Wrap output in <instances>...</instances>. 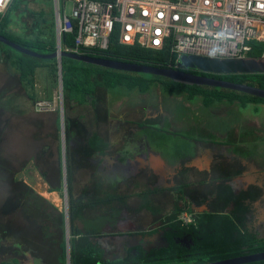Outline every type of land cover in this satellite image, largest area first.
<instances>
[{
	"label": "trees",
	"instance_id": "trees-1",
	"mask_svg": "<svg viewBox=\"0 0 264 264\" xmlns=\"http://www.w3.org/2000/svg\"><path fill=\"white\" fill-rule=\"evenodd\" d=\"M20 3L21 0H12L4 14H0V36L5 37L7 40L27 50L39 54L48 55L54 53L56 51L54 34L50 37H41L34 32L30 36L19 37L8 31L11 13L20 11ZM74 37L75 31L72 34H63L61 36V52L67 53L66 50L70 49L73 45ZM0 46L3 47L5 45L0 43ZM5 48L4 53L11 54L14 60L13 64L20 75V80L27 86H33V75L41 64L48 69L49 75L54 82L58 80L59 69L55 59L43 61L21 53L19 57H14L10 52V50L13 49L7 46H5ZM263 52L264 46L253 44L251 57L259 58ZM83 56L158 69H169L168 65L171 59L169 50L167 49L155 51L140 48L138 46L120 45L116 33H113L111 36L108 50L103 52L88 50L84 52ZM211 76L217 80L264 90V74ZM60 77L65 139L64 155L66 163L65 179L70 264H103L99 262L101 250L97 244L92 242V239L100 235L98 225L106 223V220L104 218L97 219L95 227L91 230H84V232L79 230L75 223L81 220L82 212L85 209H94L96 206H107L115 199V197L107 194L102 197H92L83 202L73 194L71 152L74 147V135L70 134L71 120L78 119L82 125L86 127H89L88 123L96 124L94 118L98 103L97 93L99 91H112L123 88L128 91H136L140 94H145L152 86H156L163 95L176 97L185 95L189 101L199 98L202 105L205 107L220 102H226L227 104L237 103L241 108H245L247 105L251 104L264 105V100L262 99L230 90L187 86L174 83L159 76L120 72L95 65L84 64L65 57L60 58ZM29 99L33 100V95H29ZM87 129L86 137L83 139V142L81 140V146L75 143L76 151L79 147L83 150V143L86 142L90 151L99 155L104 154L109 148L108 143L103 139V136L99 135L97 130L91 131L89 128ZM44 153H47L48 158H50V163L47 162L48 172H41L40 176L48 184L50 192H54L57 190L53 187L55 176L53 174L54 158L51 150H49L48 147L42 149V151L38 153L36 160L37 162L41 161V163H44V160H42ZM59 163H61L60 151ZM0 181L5 185L3 189L7 192L4 201L0 203V234L2 231L8 234L6 233L8 231L13 234L19 233L24 236L30 233L31 228L29 226L33 225L37 230H40L39 236L41 238L44 240H52L53 236L50 234V231L54 229V227L58 228V223L61 224L59 229L62 231L63 215H61L60 218H56L55 221L56 223L58 222L57 224H55V221L48 219L49 224L38 225V228L34 222L32 224L29 221L30 212L34 211L33 209L36 208L38 210L37 204L45 203V200L30 191L22 181L18 180L2 159H0ZM116 199L121 201L123 197H116ZM48 207L52 212H56V208L52 205H48ZM242 207H244L243 211L248 210L247 206ZM41 211L40 208V212ZM183 211V208L177 207L175 213L169 216L166 222L168 223L171 234H187L190 237H195V245L191 249L186 250L174 244H171L167 249L155 251L150 254H146L138 249L134 257L129 258L127 261L114 264L172 263L181 262L186 257L190 258L189 261L203 264L264 252V239H258L254 234L249 233L245 229L243 233L239 230L237 224L242 225L245 222L242 218L239 219L235 215H226L222 213H204L201 215H194V222L184 225L179 220V216ZM15 213L19 214L22 221L20 225H25V227L28 228L26 229L27 231H16L13 229L14 227L12 225L16 222L12 215ZM26 238L28 239V237H22V239ZM51 243L52 246L49 247L48 251L42 250L37 252V254L43 257L44 264H65L64 241L59 244L52 240ZM249 264H264V261Z\"/></svg>",
	"mask_w": 264,
	"mask_h": 264
},
{
	"label": "flooded vegetation",
	"instance_id": "flooded-vegetation-1",
	"mask_svg": "<svg viewBox=\"0 0 264 264\" xmlns=\"http://www.w3.org/2000/svg\"><path fill=\"white\" fill-rule=\"evenodd\" d=\"M185 72L212 78L211 74H203L196 70H185ZM170 97L175 98L176 96L170 95ZM191 101L188 100L189 103ZM162 105L161 98H159L153 108H149L148 104H140L141 112L137 110L138 106L131 107V110L129 109L131 112H128L130 122L123 121V125H119L123 126L127 137L122 146L126 148L130 158L127 159L128 166L116 168L110 163L112 159L111 161L104 160L100 165H96V161L90 158L91 164L96 168L95 177L111 184L112 187L120 184L125 185L128 190L134 187L135 194L128 198L122 195H111L115 199L109 205L85 209L81 217H89L90 222L91 219L97 221L99 218H104L106 223L98 225L99 232L108 230L109 220L118 219L121 215L132 218H143L144 216L156 218L154 222L143 227L144 232L139 237L142 241L139 248L133 246L134 242H130L129 239L126 242L124 240L122 250L120 246H107L103 242L104 237L99 235L94 237L93 243L98 246L102 244L99 247L101 250L100 263L114 264L127 261L136 255L138 249L146 254L167 249L171 244L186 250L191 249L195 245V237L187 234H171L166 222V219L175 213L177 207L183 208L184 211L180 216L187 214L190 216L191 223L194 222V215L204 213L235 215L245 221L242 225L237 224L241 233L245 229L258 239H264L258 230L264 222V211L261 209V201L264 200V172H260L261 167L256 164L255 160H249L247 156L240 154L239 148L243 144L234 138V134H232L233 140H227L220 145L215 138L206 139V137L199 136L196 128H190L194 129L193 132L185 133V135L167 126L172 118L164 114ZM230 106L239 107L237 103L220 102L209 107L201 103V109L195 108L199 111L200 117L198 113L189 115L187 110H183L185 112L183 113L180 109L176 118L192 122L203 120L205 125L209 124L211 133L214 131V126L228 127L229 125L231 128L237 124L244 132H255L258 136L264 137L263 129L257 131L261 122L249 120V122H242L240 116H233L230 112L224 113ZM208 112L210 118H202V115ZM139 115H142L140 120H138ZM158 117L160 120L157 119ZM127 123L133 125L134 129L130 127L125 129L124 125ZM109 127L110 133L112 132L111 123ZM240 133L235 134L240 135ZM158 134H164L166 138L171 137V139H164L162 135L159 138ZM226 134L229 136V131ZM253 141L251 142L259 144L261 139L258 137ZM74 142L78 143V146L82 144L75 135ZM202 146L209 149L208 155L205 154L206 152L201 153L202 149L200 151L199 148ZM153 154L160 155L163 163L155 170L148 165V157ZM139 159L143 164L138 163ZM131 161H134L133 164L130 163ZM132 178L138 179L132 180ZM152 178H155L153 185L149 183ZM83 196L86 200L98 197L92 193L83 194ZM116 197H123V200L120 201ZM223 206V211H221ZM242 206H247L248 210L243 211ZM6 233L8 234L2 231L0 234V260H3L0 264H22V260L23 264H44L43 257L37 252L48 251L52 246V240L41 238L40 230L33 228L29 234L24 236L8 231ZM22 237H28V239H22ZM6 258H10V261L6 262ZM189 259L186 257L182 262L189 261ZM193 264L197 263L193 262Z\"/></svg>",
	"mask_w": 264,
	"mask_h": 264
},
{
	"label": "built area",
	"instance_id": "built-area-1",
	"mask_svg": "<svg viewBox=\"0 0 264 264\" xmlns=\"http://www.w3.org/2000/svg\"><path fill=\"white\" fill-rule=\"evenodd\" d=\"M11 1L0 0V14ZM66 3L72 6L70 15ZM53 26L59 46L63 34L75 31L66 52L80 56L108 50L116 33L120 45L169 50L168 67L174 70L185 71L183 56L264 61V52L251 57L253 44L264 46V0H53ZM49 107L35 103L39 112ZM179 220L191 223L185 213Z\"/></svg>",
	"mask_w": 264,
	"mask_h": 264
},
{
	"label": "rangeland",
	"instance_id": "rangeland-1",
	"mask_svg": "<svg viewBox=\"0 0 264 264\" xmlns=\"http://www.w3.org/2000/svg\"><path fill=\"white\" fill-rule=\"evenodd\" d=\"M10 6V5H8ZM8 8V7H7ZM71 4L66 3L65 6V14L70 15L71 13ZM19 10L17 12L11 13L10 16V23L8 25V31L19 37H25L30 36L34 32L39 34L41 37H50L54 34V26H53V0H21V3L19 4ZM5 48V46H3ZM6 49V48H5ZM9 50V49H7ZM12 55L14 57H19L21 54L10 50ZM38 70H36L37 72ZM46 79L51 82V88L48 91V83L43 84L42 87H38L36 89L37 99L48 100L50 101V107L48 111H44L47 113H52V124L50 127L46 128V144L51 147V151L54 158V188L57 191L50 192L49 187L39 179L37 176V171L41 168L39 166L33 167V166H26L25 164L18 162L15 160L13 163L10 162L8 165V168L12 171V173L15 175V177L22 181L23 180L27 182L28 188L30 191L34 192L37 196L41 197L43 200H45V203H39L37 204L38 210L33 209L34 211L30 212L29 221L37 226L41 224H49L48 219L51 221H55L56 218H60L61 215H63L64 211V196H63V175H62V163H59V151H60V123H59V107H60V101H59V93H58V87H57V81L54 82V80L49 78L47 73H45ZM161 98V101L163 103L164 109L162 111L164 114L168 115L170 119L172 120L167 124V126H170L172 129L176 131H180L182 133H191L194 129L190 128H196L197 133L199 136L205 137L209 136L216 139H219L222 137L223 134L228 133L227 140L231 141L233 140L232 134H234V138L238 139L239 143H242L240 145V154L243 156H247V158L255 160L256 164L261 167L260 172H264V137L258 136L255 134V132H244L241 129V126L234 125L233 127L229 128L226 126H214L212 133L210 132V126L209 124L205 125L203 120H197L195 122H192L191 120H185L181 121L180 119L176 118V116L179 115L178 110H187L188 114L191 113H198L199 117L201 116L199 111L196 110L197 108L201 109V101L199 98L193 99L190 103L187 100V97L185 95H181L178 97H170L169 95H163L158 87L152 86L149 91L145 94H140L136 91H128L123 88H118L116 90L112 91H99L97 93V107L95 111V118L96 124H90L88 123L89 127L83 126L82 123L78 119L71 120V126H70V134L75 135V137L79 140H82L86 137V131H88L87 128L91 131L97 130L99 135L103 137H108L109 135V126H110V120L112 118L116 117L118 114H124L127 117L129 116L128 112H131V107L138 106L139 110L141 112V106L140 104H148L149 108H153L157 101ZM195 102V103H193ZM193 103V104H192ZM236 106V105H235ZM230 106L227 108L226 112L232 113L233 116H240V120L242 122H249V121H255V122H261L259 125L260 129L264 130V105H256L251 104L247 105L245 108L241 107H235ZM197 107V108H196ZM193 108V109H192ZM196 108V109H195ZM130 109V110H129ZM129 110V111H127ZM156 111V110H155ZM185 113V112H183ZM58 116V117H57ZM210 114L204 113L202 115V118L209 117ZM132 118V116H131ZM135 118V117H134ZM138 120L142 118V115L138 116ZM210 118V117H209ZM160 120V117L157 118ZM109 120V121H108ZM136 121V119H134ZM249 120V121H248ZM64 129V124H63ZM228 131H225L227 130ZM261 131V130H260ZM241 132L240 135H237L235 133ZM44 133V132H43ZM260 134V133H259ZM159 138H161L158 134ZM166 135V134H165ZM186 135V134H185ZM236 135V136H235ZM164 139H171V137L166 138L164 134L162 135ZM172 136V135H171ZM25 137V136H24ZM258 137L261 139L260 143H253L257 140ZM224 138V137H223ZM253 141V142H251ZM65 143V139H64ZM72 145V143H71ZM73 151L71 152L72 155V168H73V183H74V196L76 198L80 197V190L78 189V176L79 174H76L77 171L80 168V154H83V150L79 147L76 151L75 142L73 143ZM253 146V147H252ZM58 155V158H57ZM58 160V163H57ZM12 161V160H10ZM65 155H64V169H65ZM42 168L44 169V166L42 165ZM92 169V168H91ZM23 170H26L24 174H27L26 177L23 176ZM36 170V173H35ZM66 174V169H65ZM28 177H30L28 179ZM66 178V177H65ZM65 183V190H66V179L64 180ZM2 183H0L1 185ZM24 184V183H23ZM7 195V192L5 189L0 188V203L4 201L5 196ZM48 205H52L56 208V212H52ZM41 208V212H40ZM224 206L221 211H223ZM264 200L261 201V209L264 211ZM45 214H44V212ZM12 217L15 220V224L12 225L13 229L16 231L24 230L27 231L24 226L20 225L22 224L21 217L19 214L15 213L12 215ZM58 223V222H57ZM55 221V224H57ZM63 224V221H62ZM80 221H77L75 225H80ZM60 225L58 223L57 227L52 229L50 231V234L53 236L52 240H54L57 243H61L64 241V244L66 245L65 241V234H64V224L62 231L59 229ZM32 230L35 228L33 225L29 226ZM37 230V229H36ZM259 232L261 233V237L264 238V222L260 225ZM15 231V232H16ZM17 233V232H16ZM24 233V232H23ZM22 233V234H23ZM17 235L22 236L21 234L17 233ZM3 260H0V262ZM6 262L10 261V258L5 259ZM20 263V262H19ZM24 261L22 260V264ZM21 264V263H20ZM66 264V261H65ZM156 264H193V261H185V262H172V263H156Z\"/></svg>",
	"mask_w": 264,
	"mask_h": 264
},
{
	"label": "crops",
	"instance_id": "crops-1",
	"mask_svg": "<svg viewBox=\"0 0 264 264\" xmlns=\"http://www.w3.org/2000/svg\"><path fill=\"white\" fill-rule=\"evenodd\" d=\"M4 50L5 49L0 46V159H2L7 166L10 164V162L13 163V161L15 162V160H17L26 166L41 167L37 171L38 174L36 173V170L35 173L39 179L48 186L45 180H43L40 176V173L44 171L46 173L48 172L47 162L50 163V158H48L47 153H44L42 156L44 163H41V161L37 162L36 157L38 153L42 151V149L48 147L49 150H51V147L46 144V128L50 127L52 124L53 115L52 113L37 111L35 108V102L41 101L40 99L36 100V89L38 87H42L43 84L47 85L48 83V91L51 88V82L50 80L48 81V79H46L47 77L45 73H47L50 79L51 77L49 75L48 69L43 64H41L40 67L36 69L38 71L36 72L35 70L33 75V86H27L20 80V75L13 64V57L9 53L5 54ZM29 95H33V100L29 99ZM42 101L47 102L46 100ZM49 102L50 101L48 100V103ZM128 120H130V118L124 114H118L116 117L110 120V123L112 124V132L109 133L108 137H103V139L109 145L108 150L104 154H95L88 149L86 142L83 143V154H80V168L76 173L79 174L77 186L82 193L79 198L83 197L81 198L83 202L86 200L83 194L88 193H92L93 195L96 194L98 197L108 194L122 195L127 198L130 197V195L133 196V194H135L134 187H132V190H128L123 184H120L117 187H112L111 184H108L95 177L96 168L90 162V158H92L96 161V165H100L104 160L111 161L112 159L110 163L114 164L116 168L128 166L129 161L127 159L130 158L128 157L126 148H123L122 146L127 137L124 133L123 126H119L123 121L130 122ZM124 126L126 127L125 129L129 127L134 129V126L129 123L125 124ZM205 137L206 139L212 138L209 136ZM215 140H217V143L220 145H223L227 141V134H223L221 138H215ZM205 147H207V145ZM205 147L202 146L199 149L200 151L202 149L201 153L206 152L205 154L208 155L209 149H206ZM148 159V165L154 170L163 165L160 155L153 154L149 156ZM137 161L140 165L143 164L141 159ZM133 162L134 161H131L130 163L133 164ZM42 165L44 166V169L42 168ZM144 165H146V163H144ZM72 171H74L73 168ZM25 172L26 170H23L22 172L24 177L27 175L24 174ZM153 174H155V172ZM29 178L30 177H28V179ZM133 179L135 180L138 178H132V180ZM154 182L155 178H152L149 181V183L152 185ZM0 183L2 182L0 181ZM23 183L24 185L26 184L28 186L26 181L23 180ZM4 186L5 185L2 183L0 188H3ZM88 219L89 217H82L80 220L81 224L77 225L76 227L79 230H82V232H84V230L93 229L95 227L96 221L91 219L92 221L90 222ZM155 220L156 218H152L150 216H144L143 218H132L130 216L121 215L118 219H110L109 229L99 232V236L104 237L103 242L107 246H120L123 248L124 240L126 242V240L128 241L129 239L130 242H134L133 246L139 248L141 246L140 243L142 242L139 237L144 232L143 227L154 222ZM101 245L102 244H99V247H101Z\"/></svg>",
	"mask_w": 264,
	"mask_h": 264
},
{
	"label": "water",
	"instance_id": "water-1",
	"mask_svg": "<svg viewBox=\"0 0 264 264\" xmlns=\"http://www.w3.org/2000/svg\"><path fill=\"white\" fill-rule=\"evenodd\" d=\"M0 43L5 46L21 53L26 56L36 58L39 60L47 61L55 59L58 64V80L57 87L60 103V148H61V163H62V175H63V196H64V211H63V224H64V234H65V257L66 253L69 255L68 249V217H67V198L65 190V169H64V129H63V117H62V87H61V77H60V58L65 57L74 61L82 62L84 64H90L99 66L106 69H112L120 72L135 73L159 76L170 80L174 83L183 84L187 86L195 87H210L218 88L224 90H230L238 92L241 94L249 95L255 98L264 100V90L250 87L247 85H238L222 80H217L213 78H208L204 76H197L191 73L174 70V69H158L153 67L139 66L134 64H127L122 62H114L98 58H89L85 56L64 53L60 51L59 43L55 40L56 51L54 53L43 55L30 50H27L20 45L7 40L5 37L0 36ZM180 65L184 70H196L203 74L211 75H247V74H264V61H258L255 59L246 60H215L207 59L197 56H183L180 60ZM123 250V248H122ZM66 264L69 263V257L66 258ZM264 261V252H259L251 255H244L235 258H229L213 263L206 264H249L254 262Z\"/></svg>",
	"mask_w": 264,
	"mask_h": 264
}]
</instances>
